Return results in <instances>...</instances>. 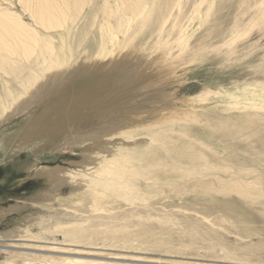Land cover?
<instances>
[{"label":"rangeland","instance_id":"rangeland-1","mask_svg":"<svg viewBox=\"0 0 264 264\" xmlns=\"http://www.w3.org/2000/svg\"><path fill=\"white\" fill-rule=\"evenodd\" d=\"M47 2L0 0V264H264V0Z\"/></svg>","mask_w":264,"mask_h":264},{"label":"bare ground","instance_id":"bare-ground-1","mask_svg":"<svg viewBox=\"0 0 264 264\" xmlns=\"http://www.w3.org/2000/svg\"><path fill=\"white\" fill-rule=\"evenodd\" d=\"M44 2H45V4L46 3H48L47 2V0H43ZM34 2H35V0H34ZM37 2H38V0H37ZM37 5V8H40V5L39 4H37V3H35V6ZM29 6V5H28ZM52 6V5H51ZM53 7V6H52ZM51 8V7H50ZM34 9H36V8H34ZM46 9V8H45ZM58 9V8H57ZM39 10V9H38ZM48 10V9H47ZM36 11V10H35ZM56 10H54V12H55ZM33 12H34V10H33ZM37 12V11H36ZM49 12H50V10H49ZM60 12V11H59ZM67 12V11H66ZM53 13V12H52ZM106 13V12H105ZM41 14V13H40ZM49 14V13H48ZM59 14V13H58ZM107 14V13H106ZM37 15V14H36ZM52 15V14H51ZM56 15V14H55ZM62 15V14H61ZM39 16V15H38ZM41 16V15H40ZM45 16V15H44ZM59 16V15H58ZM65 16V15H64ZM34 17V16H33ZM37 17V16H36ZM55 18H57L58 19V17H56V16H54ZM35 18V17H34ZM41 18H43L42 16H41ZM47 18H48V16H47ZM47 18H45V20L47 19ZM36 19V18H35ZM53 19V18H52ZM41 20H43V19H41ZM45 20H43V22L45 21ZM50 20V19H49ZM59 22V21H58ZM42 24V23H41ZM49 25V24H48ZM42 27H43V24L41 25ZM58 26V25H57ZM46 27V26H45ZM45 27H43V28H45ZM47 28V27H46ZM45 28V29H46ZM13 34V33H12ZM16 34V33H15ZM17 35V34H16ZM15 35V36H16ZM14 36V35H13ZM18 37H19V35H17ZM17 38V37H16ZM20 38V37H19ZM23 39H24V37H22ZM14 39V38H13ZM39 39V38H38ZM38 39H37V41H38ZM22 40V39H21ZM35 40V39H34ZM14 41V40H13ZM20 41V40H19ZM17 42H18V40H17ZM39 42V41H38ZM3 43V42H2ZM1 43V44H2ZM14 43H16V41H14ZM20 43V42H19ZM34 43V42H33ZM0 44V47L2 46ZM10 44V43H9ZM21 44V43H20ZM24 44V43H23ZM22 44V45H23ZM26 44H27V42H26ZM32 44V43H31ZM3 45H4V43H3ZM19 44L18 43H16V44H14V46L12 45V43H11V46H9L8 45V49H7V53H9V52H11V53H13V51H15V53H17V52H20V50H21V48L18 46ZM29 45V44H28ZM13 46V47H12ZM21 46V45H20ZM24 46H26V45H24ZM42 46H44V45H42ZM41 46V47H42ZM23 47V46H22ZM28 47V46H27ZM33 47V46H32ZM2 48V47H1ZM5 48V47H4ZM29 48V47H28ZM47 48V47H46ZM23 49H24V47H23ZM22 49V50H23ZM26 49V48H25ZM35 49V48H34ZM40 49V48H39ZM53 49V48H52ZM4 50V49H3ZM5 50H6V48H5ZM5 50H4V52H5ZM31 50V49H30ZM29 50V51H30ZM36 50V49H35ZM41 50V49H40ZM32 51H34V50H32ZM28 51H26V53H27ZM45 52V51H44ZM20 53H22V52H20ZM30 53H33V52H30ZM46 53H48V50H47V52ZM45 53V54H46ZM51 53V52H50ZM18 54V53H17ZM41 54V53H40ZM19 55V54H18ZM50 55V54H49ZM13 56H16V54H14ZM43 56H44V53H43ZM25 57V56H24ZM49 57V56H48ZM44 58V57H43ZM47 58H45V60H46ZM123 59V58H122ZM36 61V60H35ZM44 61V60H43ZM125 61V60H124ZM164 71V70H163ZM51 74V73H50ZM67 74H69V73H67ZM48 79H50V78H48ZM48 84V83H47ZM54 84V83H53ZM51 86V85H50ZM47 87V86H46ZM44 90H46V88H45V84L43 85L42 83H39L38 85H36V87L35 88H33L30 92L29 91H27V96H25V97H23V98H20L19 100H18V103H17V108H20V107H23V106H26L27 105V103H32V100H30L32 97H34L35 98V96H39V94L40 93H42ZM22 97V96H21ZM34 100V99H33ZM15 103H16V101H14ZM35 102V101H34ZM27 107V106H26ZM24 108V107H23ZM22 110V109H21ZM91 137V136H90ZM84 139H86L85 137H84ZM88 140V139H87ZM51 172V171H50ZM55 173V172H54ZM54 173H52V174H54ZM56 176V175H55ZM7 247L9 248V247H12V246H1L0 245V250H5V249H7ZM16 248V247H15ZM8 250V249H7ZM18 250V249H17Z\"/></svg>","mask_w":264,"mask_h":264}]
</instances>
